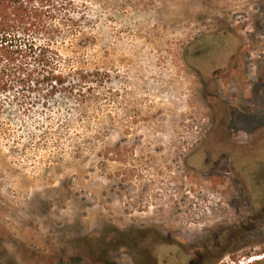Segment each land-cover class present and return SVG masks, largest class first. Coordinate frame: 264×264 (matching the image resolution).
I'll return each instance as SVG.
<instances>
[{"label":"rangeland","instance_id":"1","mask_svg":"<svg viewBox=\"0 0 264 264\" xmlns=\"http://www.w3.org/2000/svg\"><path fill=\"white\" fill-rule=\"evenodd\" d=\"M67 2L69 87L0 90V264L263 258L264 0Z\"/></svg>","mask_w":264,"mask_h":264},{"label":"trees","instance_id":"2","mask_svg":"<svg viewBox=\"0 0 264 264\" xmlns=\"http://www.w3.org/2000/svg\"><path fill=\"white\" fill-rule=\"evenodd\" d=\"M67 3V0H0V90L49 86L56 92L58 88L69 87L70 74L62 70V56L56 48L60 28L54 22L58 6ZM79 78L86 82L85 76ZM209 254L190 264H205ZM254 264H264V257Z\"/></svg>","mask_w":264,"mask_h":264},{"label":"flooded vegetation","instance_id":"3","mask_svg":"<svg viewBox=\"0 0 264 264\" xmlns=\"http://www.w3.org/2000/svg\"><path fill=\"white\" fill-rule=\"evenodd\" d=\"M242 146L246 151L245 155L243 156L244 163L248 166L255 165L258 167L261 165V155L264 153V132H248L245 142L242 144ZM234 150L235 149L231 146L230 152L234 153ZM229 157L231 158L230 155L226 154V159H229Z\"/></svg>","mask_w":264,"mask_h":264}]
</instances>
